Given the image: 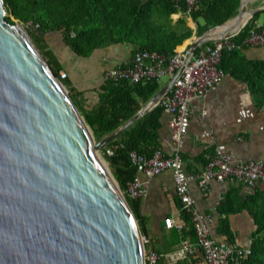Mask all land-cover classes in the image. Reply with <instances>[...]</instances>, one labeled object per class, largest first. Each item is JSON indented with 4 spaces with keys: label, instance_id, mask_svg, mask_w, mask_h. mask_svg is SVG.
<instances>
[{
    "label": "water",
    "instance_id": "95a60500",
    "mask_svg": "<svg viewBox=\"0 0 264 264\" xmlns=\"http://www.w3.org/2000/svg\"><path fill=\"white\" fill-rule=\"evenodd\" d=\"M262 10H249V19ZM5 16L0 0V264H143L137 221L98 153L157 106L179 72L95 140L22 24ZM220 26L192 39L186 59L231 35L211 37Z\"/></svg>",
    "mask_w": 264,
    "mask_h": 264
},
{
    "label": "trees",
    "instance_id": "16d2710c",
    "mask_svg": "<svg viewBox=\"0 0 264 264\" xmlns=\"http://www.w3.org/2000/svg\"><path fill=\"white\" fill-rule=\"evenodd\" d=\"M6 12L5 20L10 24L21 23L56 77L61 71L53 54L48 49L46 38L57 35L61 42L78 57H88L95 50L112 44H130L133 53L140 50L156 52L169 58L177 46L191 37L192 30L184 18L171 19V15L182 13L195 24V35L220 26L233 19L238 12L240 0H199L187 13L184 0H2ZM264 10L253 14L231 41L240 46L248 36L252 24ZM262 25L264 26V20ZM209 44V43H204ZM244 48V46H242ZM198 47L194 51L197 52ZM133 55V54H132ZM121 66L129 65L120 64ZM242 81L254 105L264 109V62L247 60L237 48L223 51L218 65ZM67 77V75H66ZM59 79L69 90L67 78ZM156 80L130 84L106 81L100 87L98 102L90 110L75 106L92 132L95 140L112 132L135 115L160 89ZM74 98V97H73ZM163 110L157 105L138 118L131 126L111 140L100 151L109 171L121 192L127 183L137 176L129 153L134 152L151 158L160 150L159 119ZM111 150L107 156L105 150ZM124 198L135 219L139 199ZM245 211L252 219L255 229L248 252L238 264H264V193L253 190L242 200L239 187L229 189L220 200L216 213L217 234L227 243H233L235 233L229 224V215ZM184 228L181 232L169 231L178 240L194 241V232L189 216L181 211ZM164 225V224H163ZM142 236L144 231L138 223ZM173 245V244H171ZM160 264V263H158ZM181 264V263H177ZM234 264V263H233Z\"/></svg>",
    "mask_w": 264,
    "mask_h": 264
},
{
    "label": "crops",
    "instance_id": "0c3cea01",
    "mask_svg": "<svg viewBox=\"0 0 264 264\" xmlns=\"http://www.w3.org/2000/svg\"><path fill=\"white\" fill-rule=\"evenodd\" d=\"M250 4H256V0L251 1L249 6ZM262 5L263 1L261 5H255L252 9L260 8ZM261 16L255 22L262 25ZM178 18L185 19L192 34L175 50H187L192 39L197 37L195 24L190 17L180 12L171 15L173 21ZM54 37L47 36V47L53 54L56 64L67 75L71 95L78 106L88 111L98 102L100 87L105 82L103 77L105 70L115 65L129 63L133 46L112 44L95 50L88 57H78L60 39L55 37V40ZM238 50L247 60L264 62V46H244ZM167 79L169 81V78ZM158 82L161 84L160 80ZM171 118L169 113L163 111L159 119V143L164 156H171L174 150L169 128ZM215 146L230 153L235 164L250 160L264 162V109L257 108L246 85L228 73H225L220 82L203 97L195 99L190 107L189 124L186 134L182 137L179 152L184 172L188 175L201 173ZM137 177L146 182L145 195L139 198V206L136 209L137 224L140 223L145 237L150 241L149 246L159 255V263L193 264L200 258L194 241L185 239L193 244V252L183 255L180 244L182 240L175 243L176 238L169 234V231L175 232L176 229H167L163 225L165 217H172L175 223L184 225L171 172L165 170L150 179L137 173ZM231 187H239V196L242 200L253 190L264 193L263 182L257 183L254 187H247L234 181L220 183L211 180L205 193L201 191L196 180L191 181L188 186V194L194 201L195 209L210 220V235L217 242L225 241L216 231L218 223L216 208ZM229 224L235 233L234 242L247 247L255 229L247 212L229 215Z\"/></svg>",
    "mask_w": 264,
    "mask_h": 264
},
{
    "label": "built area",
    "instance_id": "2783aa9c",
    "mask_svg": "<svg viewBox=\"0 0 264 264\" xmlns=\"http://www.w3.org/2000/svg\"><path fill=\"white\" fill-rule=\"evenodd\" d=\"M199 0H184L187 13L197 4ZM186 15V14H185ZM229 37L215 38L207 43L201 44L197 52L191 54L187 59V50H174L171 57L156 52L140 50L133 53L129 65H115L105 70L103 77L106 81H127L137 84L144 81H159L162 77L172 78L178 72L170 91L162 97L158 106L169 113L172 118L169 122L171 138L174 150L171 156H164L161 150L155 151L151 158H145L134 152L129 153L131 164L137 173L146 179L158 175L162 171L169 170L172 174L174 191L184 211L190 219L194 232V245L200 252V258L193 264H238L248 252V246L243 247L235 242H217L210 235L209 219L198 212L194 207V201L188 194L189 183L196 180L203 193L208 191V183L211 180L217 182L234 181L247 187H254L257 183H264V162L246 161L233 163L232 155L223 148L215 146L207 158L205 169L196 175H188L184 172L180 157L182 137L186 134L189 124L190 107L193 101L203 97L207 91L214 88L223 78L224 73L218 65L221 53L242 46L258 47L264 46V26L254 22L248 36L240 46H236ZM66 74L62 71L58 79H64ZM107 156H112V151L105 150ZM146 182L137 176L127 183L124 194L130 199H139L145 195ZM125 197V196H124ZM164 227L175 228L181 232L183 223H175L172 217L163 219ZM144 245V263L158 264L160 257L149 246V239L142 237ZM181 252L188 255L193 252V244L187 240L181 241Z\"/></svg>",
    "mask_w": 264,
    "mask_h": 264
},
{
    "label": "bare ground",
    "instance_id": "6f19581e",
    "mask_svg": "<svg viewBox=\"0 0 264 264\" xmlns=\"http://www.w3.org/2000/svg\"><path fill=\"white\" fill-rule=\"evenodd\" d=\"M254 0L243 1L241 14L237 19H233L228 21L226 24L218 27L210 33L211 37H217L222 35L223 33L229 31V33H236L239 29H241L245 23L248 21L249 14V3ZM264 2V1H263Z\"/></svg>",
    "mask_w": 264,
    "mask_h": 264
},
{
    "label": "rangeland",
    "instance_id": "374dc122",
    "mask_svg": "<svg viewBox=\"0 0 264 264\" xmlns=\"http://www.w3.org/2000/svg\"><path fill=\"white\" fill-rule=\"evenodd\" d=\"M261 1H264V0H256V4H250V6H249V9H252V7L253 6H255V5H261ZM263 4H264V2H263ZM260 20L261 21H263V17L261 16V18H260ZM23 26V25H22ZM23 28L25 29V30H27V28L25 27V26H23ZM55 36V35H54ZM58 40L60 39V37L59 36H55ZM54 37V39L56 40V38ZM167 81H168V79H167V77H162L161 79H160V82H161V84L162 85H165L166 83H167ZM66 88V87H65ZM66 90L68 91V93H69V90L66 88ZM98 155H99V158L101 159V161L103 162V165L105 166V168L107 169V170H109V168H108V165H107V163H106V161L103 159V157L101 156V154H100V152L98 153ZM110 172V171H109Z\"/></svg>",
    "mask_w": 264,
    "mask_h": 264
}]
</instances>
